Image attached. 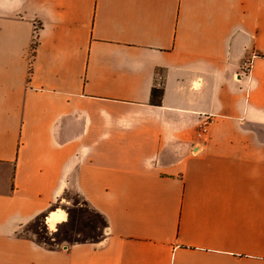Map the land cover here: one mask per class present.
<instances>
[{
  "label": "crops",
  "instance_id": "crops-1",
  "mask_svg": "<svg viewBox=\"0 0 264 264\" xmlns=\"http://www.w3.org/2000/svg\"><path fill=\"white\" fill-rule=\"evenodd\" d=\"M0 264H264V0H0Z\"/></svg>",
  "mask_w": 264,
  "mask_h": 264
},
{
  "label": "rangeland",
  "instance_id": "rangeland-1",
  "mask_svg": "<svg viewBox=\"0 0 264 264\" xmlns=\"http://www.w3.org/2000/svg\"><path fill=\"white\" fill-rule=\"evenodd\" d=\"M67 198L70 202H63L61 207L69 214L66 222L48 224L44 216H39L23 230L24 234L49 246L75 240H97L105 229L103 217L84 202L77 203L76 195Z\"/></svg>",
  "mask_w": 264,
  "mask_h": 264
},
{
  "label": "trees",
  "instance_id": "trees-1",
  "mask_svg": "<svg viewBox=\"0 0 264 264\" xmlns=\"http://www.w3.org/2000/svg\"><path fill=\"white\" fill-rule=\"evenodd\" d=\"M163 95V87H154L153 88V97L157 99L158 102H161V97Z\"/></svg>",
  "mask_w": 264,
  "mask_h": 264
},
{
  "label": "built area",
  "instance_id": "built-area-1",
  "mask_svg": "<svg viewBox=\"0 0 264 264\" xmlns=\"http://www.w3.org/2000/svg\"><path fill=\"white\" fill-rule=\"evenodd\" d=\"M250 66H251L250 62L245 63V65H244V67H243L244 71H245V72L249 71ZM208 124H209V121H206V122L202 125L201 131H200L201 133H205V132H207Z\"/></svg>",
  "mask_w": 264,
  "mask_h": 264
}]
</instances>
